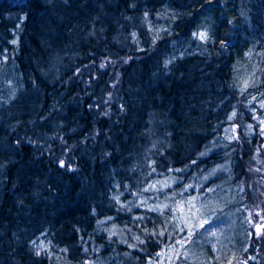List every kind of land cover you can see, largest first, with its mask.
Listing matches in <instances>:
<instances>
[{
  "label": "trees",
  "instance_id": "trees-1",
  "mask_svg": "<svg viewBox=\"0 0 264 264\" xmlns=\"http://www.w3.org/2000/svg\"><path fill=\"white\" fill-rule=\"evenodd\" d=\"M262 104L264 0H0V264H264Z\"/></svg>",
  "mask_w": 264,
  "mask_h": 264
},
{
  "label": "snow or ice",
  "instance_id": "snow-or-ice-1",
  "mask_svg": "<svg viewBox=\"0 0 264 264\" xmlns=\"http://www.w3.org/2000/svg\"><path fill=\"white\" fill-rule=\"evenodd\" d=\"M194 35L195 36H197L199 39H201V40H207L208 39V34H207V32L205 31V32H199V33H194ZM244 88L242 89V91L243 90H245V89H247L249 86H250V82H249V80H245L244 82ZM262 107H264V104H262ZM236 114H235V112H233V114H232V117H234ZM232 117H230V119L232 118ZM262 124H264V121H260ZM249 127H251V125L249 126ZM262 131H264V130H262ZM60 166L61 167H64L65 166V162L62 160V161H60ZM70 167V166H69ZM164 186H167V182H164V184L163 185H161V190H162V188L164 187ZM156 186L155 185H150L149 186V188H155ZM149 189H145V191H148ZM209 191H213V189H208ZM184 191H187V189H184ZM180 195L181 196H183V192H181L180 193ZM174 198V197H173ZM196 200V197H192V199L191 200H184V201H182V202H180V201H178L177 202V205H176V208L175 209H172V211L173 212H175V211H182L183 210V208L187 205V206H189V210H192V209H196V204L194 203V201ZM141 203H145L144 201H142ZM163 208H168V205L167 204H165V205H163L162 206ZM162 207H161V205H154L153 207H151V208H149V210L150 211H161V214H162ZM197 211H198V209H197ZM193 215H195V212H193ZM140 219H142V217L140 218ZM211 220V217L209 216V217H206V218H204V219H202L201 221H200V223L197 225V228H203L204 227V225L205 224H208L209 223V221ZM185 226H187V225H185ZM182 231H183V229H181ZM206 231H211L210 229L209 230H206ZM256 231H257V233H259L260 232V227L258 226L257 227V229H256ZM114 234V233H113ZM164 233L163 232H160V233H153V235H163ZM194 233L192 232V231H189L182 239H180V240H177L175 243L176 244H179V245H181V247H183L184 246V244L187 242V241H189L190 239H191V237H192V235H193ZM211 234L213 235V236H215L216 235V233L215 232H211ZM139 239V238H138ZM141 243H143V241H141ZM33 244L35 245L36 244V241H33ZM172 248L173 249H175V244L172 246ZM41 250H43L42 249V246H37V252H36V254L37 255H40V251ZM159 255H161V253H157V256H159ZM185 258H187L186 257V254H185ZM157 264H160V262L158 261L157 262ZM245 264H246V262H245Z\"/></svg>",
  "mask_w": 264,
  "mask_h": 264
},
{
  "label": "rangeland",
  "instance_id": "rangeland-1",
  "mask_svg": "<svg viewBox=\"0 0 264 264\" xmlns=\"http://www.w3.org/2000/svg\"><path fill=\"white\" fill-rule=\"evenodd\" d=\"M261 217H262V216H261ZM257 223H258V225H257V224H256V225L260 227V230H261L262 228H264V218H263V217H262ZM260 225H261V226H260ZM257 226H256V227H257Z\"/></svg>",
  "mask_w": 264,
  "mask_h": 264
}]
</instances>
